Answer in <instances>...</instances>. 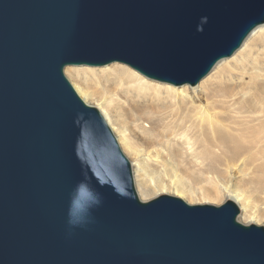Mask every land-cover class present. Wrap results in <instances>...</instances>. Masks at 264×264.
Here are the masks:
<instances>
[{
	"label": "water",
	"instance_id": "1",
	"mask_svg": "<svg viewBox=\"0 0 264 264\" xmlns=\"http://www.w3.org/2000/svg\"><path fill=\"white\" fill-rule=\"evenodd\" d=\"M264 23V0H0V264H264L239 207L142 202L69 66L197 85Z\"/></svg>",
	"mask_w": 264,
	"mask_h": 264
},
{
	"label": "bare ground",
	"instance_id": "2",
	"mask_svg": "<svg viewBox=\"0 0 264 264\" xmlns=\"http://www.w3.org/2000/svg\"><path fill=\"white\" fill-rule=\"evenodd\" d=\"M64 73L87 105L99 104L142 202H233L241 224L264 226V23L195 86L121 63Z\"/></svg>",
	"mask_w": 264,
	"mask_h": 264
},
{
	"label": "rangeland",
	"instance_id": "3",
	"mask_svg": "<svg viewBox=\"0 0 264 264\" xmlns=\"http://www.w3.org/2000/svg\"><path fill=\"white\" fill-rule=\"evenodd\" d=\"M229 60H231V59H229ZM70 69H80V68H70ZM95 69H103V68H95ZM66 77L69 79V81L71 82V84H72V81H71V79L69 78V76H67L66 75ZM73 85V84H72ZM74 86V85H73ZM75 88V87H74ZM90 101V100H89ZM91 102V106H94V107H96V108H98L97 106L99 105L97 102L95 103V102H92V101H90ZM88 103V102H87ZM122 148V147H121ZM123 150V149H122ZM124 152V151H123ZM124 154L126 155V157L129 159V161L131 162V160H130V158H129V156H128V154L126 153V152H124ZM138 192V191H137ZM162 196V195H161ZM160 197V196H159ZM226 202H224L223 204H225ZM193 205V204H192ZM194 205H196V204H194ZM209 205H211V204H209ZM212 205H215V206H220V205H222V204H212ZM261 226H263V225H261ZM264 227V226H263Z\"/></svg>",
	"mask_w": 264,
	"mask_h": 264
}]
</instances>
